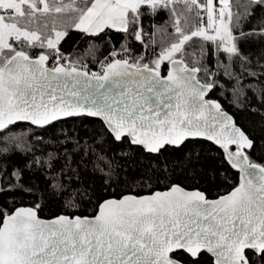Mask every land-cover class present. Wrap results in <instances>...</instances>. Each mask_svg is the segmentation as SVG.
Here are the masks:
<instances>
[{
  "label": "snow or ice",
  "instance_id": "snow-or-ice-1",
  "mask_svg": "<svg viewBox=\"0 0 264 264\" xmlns=\"http://www.w3.org/2000/svg\"><path fill=\"white\" fill-rule=\"evenodd\" d=\"M125 4L52 0L54 54L0 74V264H264V0ZM158 41L171 95L120 77Z\"/></svg>",
  "mask_w": 264,
  "mask_h": 264
},
{
  "label": "trees",
  "instance_id": "trees-1",
  "mask_svg": "<svg viewBox=\"0 0 264 264\" xmlns=\"http://www.w3.org/2000/svg\"><path fill=\"white\" fill-rule=\"evenodd\" d=\"M48 2H49V5H48L49 11L47 14L40 13V12H36L34 14V13H32V11L25 10L26 12L23 13L22 16L17 17V19L15 21V25L17 27H19L20 29H25V30H29V31H39L40 35L42 33L41 36H43V31H46V30H48V34L52 31L56 32L55 27L59 26L58 24H56V21H60L61 16H63L64 14H63V12L53 8L52 0H49ZM63 2H70V0H65ZM193 2H194V0H193ZM196 7H199V5H196ZM193 11H194V9H193ZM8 14L10 17H12L11 11L8 12ZM133 14H135V12H133ZM44 17L46 18V21H43ZM44 23H47L48 29H46L45 27L43 28ZM66 26H67V24L65 25V27ZM181 27H186V25L181 24ZM51 38H52V36H49L48 39H51ZM45 41H46V39H43L41 41V43H36L33 45H29L24 40L10 41L8 47L5 48L3 50V52L0 53V69H2L4 67V65L8 62V60L12 56H14L15 54H22V55L29 57V58H32V57L37 58L41 55L46 57V54L47 55H53L54 50H48L47 47H45ZM157 43H158V47L156 49V52L158 53L157 55H155V56L151 55V51H150L149 57L145 58V60L143 61L142 64L136 63L135 62L136 57H133V61L130 62L129 65H131L132 67H146V68L156 70L159 72V70L156 69L157 65L165 62V60H167L168 63L170 64L172 62V58H171L170 54L167 51H161V48L164 46L160 45L159 41ZM153 60H156L157 63L153 64ZM48 67L51 68V65H48ZM167 70H168V68L165 69V72H167ZM52 211L53 210H47L45 212H42L41 217L42 218H50ZM87 211L88 210H85V213H87Z\"/></svg>",
  "mask_w": 264,
  "mask_h": 264
},
{
  "label": "water",
  "instance_id": "water-1",
  "mask_svg": "<svg viewBox=\"0 0 264 264\" xmlns=\"http://www.w3.org/2000/svg\"><path fill=\"white\" fill-rule=\"evenodd\" d=\"M45 56L41 55L35 59L26 57L22 54H15L12 56L8 62L2 68L4 71L0 74H3L4 78L11 83L12 80L17 76H23L24 68H44ZM121 64L123 61L120 62ZM9 66L13 68V72L9 74L5 66ZM48 67V66H47ZM48 69H51L48 67ZM194 72L195 69H192ZM120 77L126 79L130 86L132 87H141L144 91L150 92L152 86L159 85L158 90L160 91H169V94H173L168 87V85L172 84L175 80V70L171 68V63L169 64V68L165 74V76L161 77L159 72L156 70H152L146 67H132L131 65H127L120 72ZM149 82H152L151 86H149ZM51 227V226H50ZM175 246V245H171ZM51 249H49V252ZM103 249H101V252ZM160 251L166 254V247H161ZM82 252V248L79 244L76 246H69L65 244L62 248L55 253L56 257L64 256L66 259L63 260V264H74V260L80 257ZM44 258L52 259L51 256L48 255L47 252L41 253Z\"/></svg>",
  "mask_w": 264,
  "mask_h": 264
},
{
  "label": "rangeland",
  "instance_id": "rangeland-1",
  "mask_svg": "<svg viewBox=\"0 0 264 264\" xmlns=\"http://www.w3.org/2000/svg\"><path fill=\"white\" fill-rule=\"evenodd\" d=\"M48 1L49 0H47V2L46 0H0V53L8 47L10 41L18 40H24L29 45H33L36 43H41L43 39H46L45 47H47L48 50H54L53 45L55 41L59 39V32L52 31L50 32L52 35L50 33L49 35L48 30H46L43 31V36H41L42 33L40 35L39 31L20 29L15 25L17 17L22 16V14L26 12L25 10L32 11V13L34 14L36 12L47 14L49 11ZM136 2L137 0L126 2L125 6H123L122 8H131V10L135 12L138 7L136 6ZM152 2L153 0L150 2V4H152ZM37 5H39V7H37ZM10 11L12 12V17H10L8 14V12ZM45 17L43 18V21H46ZM62 18L63 16H61V19H59L64 23L65 26L68 22L63 21ZM49 36H52V38L48 39ZM156 69L159 70V65H157Z\"/></svg>",
  "mask_w": 264,
  "mask_h": 264
},
{
  "label": "built area",
  "instance_id": "built-area-1",
  "mask_svg": "<svg viewBox=\"0 0 264 264\" xmlns=\"http://www.w3.org/2000/svg\"><path fill=\"white\" fill-rule=\"evenodd\" d=\"M152 0H137V6H140L141 4H149ZM52 68V65H51Z\"/></svg>",
  "mask_w": 264,
  "mask_h": 264
},
{
  "label": "crops",
  "instance_id": "crops-1",
  "mask_svg": "<svg viewBox=\"0 0 264 264\" xmlns=\"http://www.w3.org/2000/svg\"><path fill=\"white\" fill-rule=\"evenodd\" d=\"M136 1V0H135ZM126 2H132V0H126ZM137 6V5H136ZM121 10V12H123V11H126L127 9L126 8H121L120 9Z\"/></svg>",
  "mask_w": 264,
  "mask_h": 264
}]
</instances>
